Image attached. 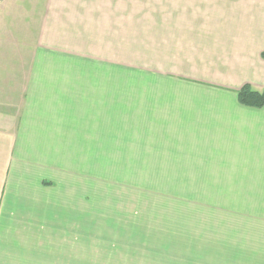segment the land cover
Instances as JSON below:
<instances>
[{"label":"crops","instance_id":"0c3cea01","mask_svg":"<svg viewBox=\"0 0 264 264\" xmlns=\"http://www.w3.org/2000/svg\"><path fill=\"white\" fill-rule=\"evenodd\" d=\"M40 9L36 48L21 53L31 59L20 67L18 114L0 127V254L10 240L18 250L31 233L55 232L89 155L117 152L127 122L130 145L139 139L144 153L196 171V264H264V105L237 99L245 84L264 87V0H45ZM129 43L144 55L124 63Z\"/></svg>","mask_w":264,"mask_h":264},{"label":"rangeland","instance_id":"374dc122","mask_svg":"<svg viewBox=\"0 0 264 264\" xmlns=\"http://www.w3.org/2000/svg\"><path fill=\"white\" fill-rule=\"evenodd\" d=\"M44 1L0 0L1 128H12L18 114L17 87L25 82L20 67L31 59L21 53L36 48L46 18L40 9ZM129 45L120 51L124 63L144 55L142 44L133 51ZM121 140L112 147L117 152L98 160L89 155L87 179H76L77 199L58 215L65 221H56L55 232L51 226L52 234L37 233L33 240L31 233L18 250L10 240L12 247L0 254L3 264H196L202 240L196 235V171L144 153L139 139L130 145L127 122H122ZM9 237L2 234V245Z\"/></svg>","mask_w":264,"mask_h":264},{"label":"trees","instance_id":"16d2710c","mask_svg":"<svg viewBox=\"0 0 264 264\" xmlns=\"http://www.w3.org/2000/svg\"><path fill=\"white\" fill-rule=\"evenodd\" d=\"M237 99L242 105L260 108L264 105V87L254 89L249 84H245L237 91Z\"/></svg>","mask_w":264,"mask_h":264}]
</instances>
